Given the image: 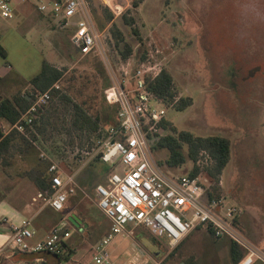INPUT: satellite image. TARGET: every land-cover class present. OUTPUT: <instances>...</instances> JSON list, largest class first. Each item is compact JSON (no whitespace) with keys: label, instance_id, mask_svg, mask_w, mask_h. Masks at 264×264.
Listing matches in <instances>:
<instances>
[{"label":"rangeland","instance_id":"obj_1","mask_svg":"<svg viewBox=\"0 0 264 264\" xmlns=\"http://www.w3.org/2000/svg\"><path fill=\"white\" fill-rule=\"evenodd\" d=\"M132 1L114 0L110 5L114 9L115 5L124 7L122 14L129 10L128 16L136 18V27L143 39L153 38L166 50L165 67L173 75L180 95L193 99V105L184 111L168 109V121L180 131L201 137L221 136L231 141V160L222 175L213 176V161L203 153L198 162L200 175L207 176L217 186L225 208L241 212L239 225L243 235L264 252V0H143L138 14L133 10ZM90 5L99 29L96 19L103 20L105 8L111 9L105 0H91ZM14 13L13 19L0 17V48L4 52H0V98L31 91L27 82L40 72L45 61H53L68 70L59 88L72 84L77 101L85 102L84 107L93 116L101 115L106 93L114 81L122 83L126 78L123 70L129 59L132 60L128 72L132 74L134 58L117 59L113 46L109 63L95 54L82 56L70 41L73 26L50 29L33 7L30 15L17 10ZM130 33V29L124 30L125 39L134 43L135 36ZM1 127L5 132L9 130L4 122ZM108 127L102 124V130L90 141L77 139L74 144L66 143L65 135L52 127L38 136L37 141L27 135L28 145L15 141L6 155V163H0V190L10 192L14 199L29 202L33 185L21 176L36 163L40 153L46 154L63 173L80 170L79 179L83 182L76 193L69 194L67 208L73 209L76 201L82 202L79 211H86L91 220L87 226L91 238L81 240L93 243L95 234L106 229V222L100 212L90 208V202H97L96 186L104 184L115 169L99 159L103 140L99 134ZM153 157L158 163L168 157V152L155 150ZM192 168L193 164L188 162L182 168L163 169L172 176H186ZM4 172L12 179H3ZM217 180L222 185H217ZM80 236L73 230L72 240H79ZM122 236L125 235L115 237L109 249ZM162 242L166 247L167 243ZM141 243L155 258L165 253L154 245L151 237L142 238ZM132 248L129 251L134 255L136 249ZM109 253L115 264L116 256ZM170 253L167 259L157 261L161 264H232L228 241L216 242L206 233L182 247L180 255ZM132 257L125 256V260ZM88 258H82L81 263Z\"/></svg>","mask_w":264,"mask_h":264},{"label":"built area","instance_id":"obj_2","mask_svg":"<svg viewBox=\"0 0 264 264\" xmlns=\"http://www.w3.org/2000/svg\"><path fill=\"white\" fill-rule=\"evenodd\" d=\"M33 2L36 10L47 16L54 28L74 27L70 41L81 51L82 56L95 54L103 62H110L108 30L97 28L88 0ZM108 6L116 18L124 11L121 5H115L116 9ZM0 17H14L9 0H0ZM152 39H143L146 45L145 59L135 64L132 74L128 72L132 60L129 59L123 70L126 78L122 83L114 81L105 95L107 104L117 107L118 123L108 127L107 137L100 142V161L115 169L104 184L96 186L98 208L111 226L108 234L95 247L94 264H113L108 248L118 235L132 237L131 226L149 229L156 238L167 243L170 252L193 231L207 227L215 238L226 237L239 246L244 255L238 264H264V252L249 241L240 229L241 212L236 208H225L221 197H208L213 184L207 176H172L153 157V145L165 137L169 129L163 123L168 120V108L148 88V83L160 76L167 61L166 50ZM54 88L59 89V83ZM50 99L51 90L38 95L19 121L3 132L8 134L16 130L27 136L26 127H32L39 108L46 106ZM41 157L49 161L51 188L38 191L31 204H42L44 208L61 212L68 195L75 192L74 177L63 173L46 154L41 153ZM69 237L65 226L59 225L44 240L33 243L31 221L26 219L12 226L9 245L21 253L60 256L64 252V242ZM140 258L142 256L130 259L126 264H140ZM43 263L44 259H40L35 264ZM143 264L161 262L148 258Z\"/></svg>","mask_w":264,"mask_h":264},{"label":"trees","instance_id":"obj_3","mask_svg":"<svg viewBox=\"0 0 264 264\" xmlns=\"http://www.w3.org/2000/svg\"><path fill=\"white\" fill-rule=\"evenodd\" d=\"M88 1L91 2V0ZM142 1L133 0V10H138ZM128 13L129 10L117 19L109 8H105V17L103 20L96 19V22L99 30H104L108 25L112 24L108 30V44L110 50L113 46L117 59L126 60L128 58H134L137 63L145 59L146 45L143 42L140 30L136 27V18L133 15L128 16ZM128 29H130V34L135 36L134 43L125 39L124 30ZM0 52L4 53L1 48ZM97 65L99 66L98 63ZM67 72L68 70L66 68H59L49 62H44L41 71L30 80L31 91L25 94H15L9 98H0V163H6V155L10 152L15 141L20 140L26 145L29 144L27 136L25 137V135L18 133L16 130L5 134L1 127L2 123L4 122L9 126L16 124L22 114L30 108L36 97L48 90H51L50 101L46 106L39 108L32 127H26L27 135L32 137L33 140L37 141L38 136L44 135L48 127H52V129L60 131L65 135V141L68 144H74L77 139L86 142L90 141L92 136L100 131V129L102 130V124L109 126L117 125L118 120H115L117 117L116 106H111L105 102L101 108V115L93 116L84 107L85 102L84 104H80L73 95L72 91L74 89L72 84L71 87L69 86L70 88H54L55 84L66 79ZM148 88L161 101L162 105L168 109L184 111L193 105V99L191 97H183L180 95L173 75L166 67H164L158 78L148 83ZM176 98L178 100L175 102ZM163 123L169 129V132L153 145L154 151L167 150L168 152V157L165 160L158 161L161 167L176 169L182 168L188 162H191L193 168L186 176L195 177L200 174L201 170L198 162L201 154L204 152L213 161V176L219 178L222 175L231 160V141L228 138L221 136H196L191 132L178 130L168 120ZM101 135L105 139L107 137V129L103 133L100 132L99 136ZM39 156H37L38 158L34 167L25 171L22 177L31 181L38 191H47L51 188L50 174L48 173L49 161L43 159L41 153ZM70 166L68 164V167ZM211 171H208V173L212 174ZM217 185H220V183ZM208 197L211 199L220 198L217 186H213L209 190ZM210 234L211 236L213 235L212 230H210ZM179 246L170 253L171 256L177 252ZM229 253L232 264H238L244 255L239 246L232 241L229 243ZM57 257L61 261L66 259L64 254Z\"/></svg>","mask_w":264,"mask_h":264},{"label":"crops","instance_id":"obj_4","mask_svg":"<svg viewBox=\"0 0 264 264\" xmlns=\"http://www.w3.org/2000/svg\"><path fill=\"white\" fill-rule=\"evenodd\" d=\"M9 2L13 7L14 12L15 10H17V11H20L21 13L29 14L31 7H33L35 11L37 12L38 17L48 22V27L50 29L51 28L53 30L58 29V28H54L51 25L50 20L47 16L40 14L36 10L33 0H9ZM138 11L139 10H137V12ZM14 16H15V13H14ZM109 26L110 25H108L107 27ZM107 27L105 29H107ZM45 62H49V61H45ZM49 63L55 65L53 61ZM27 83L30 89V84H29L30 81ZM8 127L10 126L8 125ZM34 165L31 168H33ZM79 171H76L73 173H67L64 171L65 174L73 175L74 177V181L76 184V189L74 193H76V190L79 188L80 184L83 182V180L81 182L79 179V175H80ZM4 173L6 174L7 177L4 176L3 179H6V180L12 179L11 178L12 176L9 175V173L7 172H4ZM18 175L20 176V174ZM108 176L106 177V179L108 178ZM29 182L33 185L31 181ZM1 192L2 194H0V264H35V263H38L40 259H44L43 264H69L70 262H73L75 264H79V263L82 264L81 263L82 262L81 260H83L82 258H87L88 256H89L88 261H86L84 264H94V261H93L94 249L99 244V242L105 237V235L108 234V232L110 231V226H111L110 221L104 216V214L98 208L97 202H94V201L90 202V208L100 212V214L104 216V220L106 222V229L101 233L95 234L96 237L93 243L90 242L89 244H86V242L81 240V238L82 239L91 238V235L88 233V227H87L88 223L91 222V220L88 219V215L86 211H83V212L79 211V208L82 203L81 201H76V205L73 209L67 208V201H66L63 211L56 212L49 207H45V208L42 207V204H36V205L31 204L32 198L38 192L35 185L31 187V199L29 200V202L22 201L19 198L14 199L11 196V194H9L10 192L9 193H7L6 191L5 192L1 191ZM74 193H71V194H74ZM26 219L31 221V229L34 232V238L32 240L33 243L44 240L46 236L48 235V233L54 227L59 226V225L65 226L66 231L70 233V237L67 238L64 242L65 248H64L63 254L66 257L65 260L61 261L59 257L52 255V254H48V253L26 254V253L14 251L11 248V246L9 245V241L12 236V226L19 225L22 220H26ZM129 229H131L133 232L132 237L129 238L126 236H122L121 239L118 238L119 239L118 245L116 243L118 240L117 239L115 240V243L113 242L114 246L110 249L108 248V252H111L113 256H116L115 264H126V262H128L129 260L126 261L125 256H129V255L133 256L132 259L142 256V258L139 259L140 264H143L144 261L148 258L156 260V261L157 260L163 261L168 258V255L170 252L169 247L168 246L165 247L162 242L163 240L156 238L149 229L143 226H135V227L131 226ZM73 230L80 233L81 236L79 240H75V241L72 240ZM203 233H206L208 236L215 238L213 235L211 236L209 228L200 227L197 230L193 231L181 243V245L179 246L175 254L180 255L182 251V247L190 243L192 239H194V237L196 236L198 237V235L203 234ZM146 237H151L154 241V245H158L163 251H165L162 257L155 258L150 253V251L147 249V247H145L141 243L142 238H146ZM215 240L216 242L217 241L218 242L228 241V243H230V240L226 237L215 238ZM130 246L136 249L134 255L131 253V251H129L132 248V247L129 248ZM81 254H83L84 256L81 257ZM137 255H141V256L137 257ZM255 264H261V263L256 262Z\"/></svg>","mask_w":264,"mask_h":264},{"label":"bare ground","instance_id":"obj_5","mask_svg":"<svg viewBox=\"0 0 264 264\" xmlns=\"http://www.w3.org/2000/svg\"><path fill=\"white\" fill-rule=\"evenodd\" d=\"M105 3L108 5H110V3H112V0H105ZM111 6V5H110Z\"/></svg>","mask_w":264,"mask_h":264},{"label":"water","instance_id":"obj_6","mask_svg":"<svg viewBox=\"0 0 264 264\" xmlns=\"http://www.w3.org/2000/svg\"><path fill=\"white\" fill-rule=\"evenodd\" d=\"M182 264H184V263H182Z\"/></svg>","mask_w":264,"mask_h":264}]
</instances>
